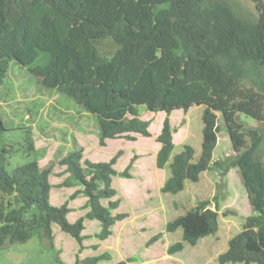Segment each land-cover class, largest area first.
Masks as SVG:
<instances>
[{"label": "trees", "instance_id": "trees-1", "mask_svg": "<svg viewBox=\"0 0 264 264\" xmlns=\"http://www.w3.org/2000/svg\"><path fill=\"white\" fill-rule=\"evenodd\" d=\"M252 1L257 21L237 15L227 0H0V87L17 61L45 86L63 90L98 116L101 146L109 139L152 136L138 105L168 115L203 105L200 156L195 160V148L185 144L173 156L163 191L178 194L188 181L198 182L202 172L213 169L221 171L225 188L224 176L238 167L256 214L247 217L218 262L264 264V155L258 154L264 132L239 118L264 122V0ZM105 39L115 46L113 53L100 50L98 42ZM223 127L236 153L229 163L214 159ZM7 129L0 103V139ZM174 131L166 117L158 135L164 152L175 148ZM26 143L35 153L30 131ZM120 154L94 162L75 150L61 160L69 176L52 184V168H41L36 158L9 169V149L0 145V250L35 235L54 248L57 224L78 244L73 264L110 259L104 252L81 260L80 253L87 247L86 220L100 222L96 237L105 240L129 216L114 212L120 206L113 186ZM74 185L80 187L63 204L50 203L54 187ZM80 194L89 210L70 222V203ZM218 201V194L201 200L167 223L168 232L182 231L170 254L218 233V207H209ZM53 264L68 263L57 253Z\"/></svg>", "mask_w": 264, "mask_h": 264}, {"label": "rangeland", "instance_id": "rangeland-1", "mask_svg": "<svg viewBox=\"0 0 264 264\" xmlns=\"http://www.w3.org/2000/svg\"><path fill=\"white\" fill-rule=\"evenodd\" d=\"M227 1L240 17L258 20V11L252 0ZM98 46L103 53H113L115 50L108 39L98 42ZM46 58L44 56L42 59ZM0 100L8 128L1 136L0 145H6L9 149V169L36 158L43 168H52V180L54 184H59L67 176L61 160L75 150L82 149L84 157L94 162L108 161L116 151H121L116 165L119 174L113 176V186L117 189L114 199H120V206L114 212H127L129 216L113 227V234L106 240L96 237L101 230L99 221L87 222V247L80 253L81 260L108 252L111 258H103L97 264H117L120 261L126 264H219L218 255L227 249L229 240L243 229L248 216L256 214L238 167H233L224 176L225 188L220 186L223 180L221 171L213 169L202 172L198 182L188 181L178 194L163 191L171 174L173 156L185 144L195 148V160L200 156L203 105L195 106L188 112L176 109L170 115L148 111L144 105H138L141 118L150 122L152 136L140 135L136 141L111 139L105 147L99 143L101 132L96 114L86 110L63 90L45 86L17 61H12L5 82L0 87ZM166 117L170 118L175 130V148L170 152L163 151L165 143L158 139ZM239 118L247 127H258L264 132V122L243 116ZM220 123L223 124L221 118ZM80 125L87 128L86 135L78 133ZM29 131L35 142L37 137L35 153L27 149L26 134ZM258 154L264 155V143ZM235 156L229 133L223 127L218 133L214 159L229 163ZM125 172L129 175H124ZM69 190L53 188L50 203L61 205ZM217 194L218 206L211 202L209 207H218V233L203 237L196 246L186 244L183 250L170 254L169 246L182 239V231L168 232L167 223L196 206L199 201L213 200ZM103 202L108 204L106 200ZM76 204L77 207L67 214L70 222H74L80 212L85 214L89 210L85 196ZM54 230L55 249L48 246L47 240H40L35 235L26 243L2 248L0 264H53L57 253L66 263H74L78 252L77 242L59 227Z\"/></svg>", "mask_w": 264, "mask_h": 264}, {"label": "crops", "instance_id": "crops-1", "mask_svg": "<svg viewBox=\"0 0 264 264\" xmlns=\"http://www.w3.org/2000/svg\"><path fill=\"white\" fill-rule=\"evenodd\" d=\"M80 126H81V127H79V128H80V130H79L80 132H78V133H81V134H82V133H85V135H86V133H87V132H86V129H87V128H86L84 125H80ZM40 134L44 137L43 133L40 132ZM35 138H36L35 146H36V149H37V148H38V141H37V137H36V136H35ZM47 138H48V137H47ZM109 140H111V139H109ZM109 140H108V143H109ZM107 146H108V145H107ZM105 147H106V146H105ZM116 152H117V151H116ZM38 161H39V165H40V167L43 168V167H42L43 165L41 166V164H40L41 161H40V160H38ZM65 167H66V166H65ZM65 169H66V168H65ZM65 172H66L65 175H67V176H64V177L67 178V177L69 176V173H68L67 171H65ZM51 174H52V173H51ZM53 176H55V175H53ZM66 178H65V179H66ZM65 179H64V180H65ZM64 180H63V181H64ZM50 181H51L52 184H54V181L52 180V176H51V175H50ZM63 181H62V182H63ZM60 183H61V182H60ZM73 187H76V188L74 189V190H76V189L79 188L80 186H78V185H74V186H70V187H58V188H63V189H65V190H67V189L69 190V189H71V188H73ZM54 188H55V187H54ZM74 190H69V192L67 193V197H68V196H69ZM51 192H52V190H51ZM80 195H83V194H80ZM80 195H79V196H80ZM79 196L76 197L73 201H71V203H70L71 211H70V212H72V211L77 207V204H76L77 200H79V199L81 200V199L84 197V195H83V197H82V196L79 197ZM50 197H51V194H50ZM67 197H66V198H67ZM85 197H86V196H85ZM86 200H87V197H86ZM64 201H65V200H64ZM62 204H63V203H62ZM59 206H60V205H59ZM70 212H69L68 214H70ZM81 215H84V213L82 214V213L80 212V216H81ZM80 216H79V217H80ZM79 217H78V218H79ZM78 218H77V219H78ZM77 219H76V220H77ZM125 219H126V218H125ZM125 219H124V220H125ZM76 220H75V221H76ZM91 221H93V220H86V221H85V224H86V228H85V230L87 229V225H88L87 222H91ZM97 221H98V220H97ZM122 221H123V220H122ZM119 222H121V221H119ZM119 222H117V223H119ZM117 223H116V224H117ZM116 224H115V225H116ZM115 225H114V226H115ZM114 226H113V227H114ZM55 227H59V226H58L57 224H54V225H53V231H55V230H54ZM59 228H60V227H59ZM85 230L83 231L84 234H86V233H85ZM113 232H114V228H113ZM54 236H55V232H54ZM37 237H38V236H37ZM33 238H34V237H33ZM33 238H32V239H33ZM32 239H31V240H32ZM107 239H108V238H107ZM105 240H106V239H105ZM55 243H56V241H55V239H54V244H55ZM85 244H86V243H85ZM56 245H57V244H56ZM57 248H58V247H57ZM54 249H55V248H54ZM60 257H61V256H60ZM74 262H75V261H74ZM72 264H73V263H72Z\"/></svg>", "mask_w": 264, "mask_h": 264}]
</instances>
